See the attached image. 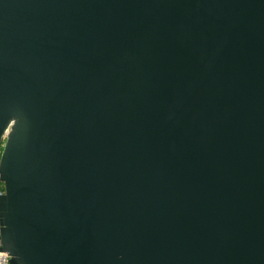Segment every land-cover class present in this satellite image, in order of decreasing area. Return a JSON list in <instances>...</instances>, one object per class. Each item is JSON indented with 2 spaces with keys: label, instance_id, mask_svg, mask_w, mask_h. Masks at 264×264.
<instances>
[{
  "label": "water",
  "instance_id": "1",
  "mask_svg": "<svg viewBox=\"0 0 264 264\" xmlns=\"http://www.w3.org/2000/svg\"><path fill=\"white\" fill-rule=\"evenodd\" d=\"M10 264H264V0H0Z\"/></svg>",
  "mask_w": 264,
  "mask_h": 264
},
{
  "label": "built area",
  "instance_id": "2",
  "mask_svg": "<svg viewBox=\"0 0 264 264\" xmlns=\"http://www.w3.org/2000/svg\"><path fill=\"white\" fill-rule=\"evenodd\" d=\"M3 190H0V193H2ZM0 264H10L9 263V256L6 252H3L0 250Z\"/></svg>",
  "mask_w": 264,
  "mask_h": 264
},
{
  "label": "trees",
  "instance_id": "3",
  "mask_svg": "<svg viewBox=\"0 0 264 264\" xmlns=\"http://www.w3.org/2000/svg\"><path fill=\"white\" fill-rule=\"evenodd\" d=\"M1 149H2V143L0 144V154H1ZM0 190L4 191V186L3 183L0 181Z\"/></svg>",
  "mask_w": 264,
  "mask_h": 264
}]
</instances>
